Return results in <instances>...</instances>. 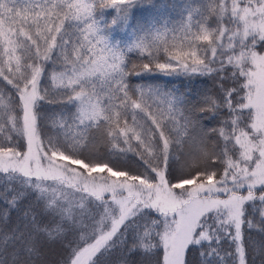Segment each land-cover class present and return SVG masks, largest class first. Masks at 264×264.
<instances>
[{
  "label": "snow or ice",
  "instance_id": "1",
  "mask_svg": "<svg viewBox=\"0 0 264 264\" xmlns=\"http://www.w3.org/2000/svg\"><path fill=\"white\" fill-rule=\"evenodd\" d=\"M133 7L0 0V264H264V0Z\"/></svg>",
  "mask_w": 264,
  "mask_h": 264
},
{
  "label": "trees",
  "instance_id": "2",
  "mask_svg": "<svg viewBox=\"0 0 264 264\" xmlns=\"http://www.w3.org/2000/svg\"><path fill=\"white\" fill-rule=\"evenodd\" d=\"M208 0H155V3L158 7L153 8L151 10L138 9L137 7H133L131 10L130 16L127 18H122L117 13L115 8H108L103 10V16L105 22H107L108 26L105 29V35L109 38V40L120 46H128L132 43L134 39V35L136 32L137 24H147L154 17L158 19L169 18L172 21H178L182 15H184L185 6H191L193 10V18L198 19L199 16L196 14L195 10L197 8H201L202 5L206 4ZM162 7H159L161 6ZM171 26V25H169ZM139 53L133 51L131 53H127V60L129 62V68H131V63L136 62L139 63ZM149 76L150 74H145ZM129 82L132 84L142 83L147 81H137L134 78H129ZM171 83H175L181 86L182 90L185 89L188 82L184 81L181 83L180 80L171 81ZM193 87L196 88H211L212 85L208 83L205 85L204 83H194ZM49 111H59L58 106H49ZM55 127V125H52ZM111 151V145L107 144L103 138L93 139L91 135L88 138L82 141L81 145V155L79 158L85 159L86 157L91 158L93 154H96L100 157L107 159L109 157V153ZM111 160L118 161L120 158L116 154L111 155ZM85 162H89L88 159H85ZM114 170H127L126 168H114ZM253 235H257L253 232ZM57 249H52V254H56Z\"/></svg>",
  "mask_w": 264,
  "mask_h": 264
},
{
  "label": "rangeland",
  "instance_id": "3",
  "mask_svg": "<svg viewBox=\"0 0 264 264\" xmlns=\"http://www.w3.org/2000/svg\"><path fill=\"white\" fill-rule=\"evenodd\" d=\"M98 175H101V176H106V175H107V173H106V172H104V173H98Z\"/></svg>",
  "mask_w": 264,
  "mask_h": 264
}]
</instances>
